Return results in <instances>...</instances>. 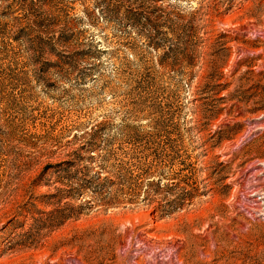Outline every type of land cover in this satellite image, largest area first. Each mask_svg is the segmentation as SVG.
Masks as SVG:
<instances>
[{"label":"rangeland","instance_id":"obj_1","mask_svg":"<svg viewBox=\"0 0 264 264\" xmlns=\"http://www.w3.org/2000/svg\"><path fill=\"white\" fill-rule=\"evenodd\" d=\"M0 264H264V0H0Z\"/></svg>","mask_w":264,"mask_h":264}]
</instances>
